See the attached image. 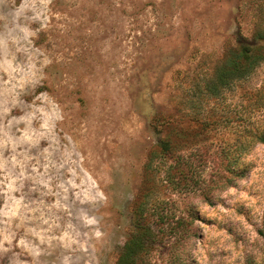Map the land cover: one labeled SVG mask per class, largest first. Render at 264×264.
<instances>
[{"label": "rangeland", "instance_id": "1", "mask_svg": "<svg viewBox=\"0 0 264 264\" xmlns=\"http://www.w3.org/2000/svg\"><path fill=\"white\" fill-rule=\"evenodd\" d=\"M257 30L264 0H0V264H264Z\"/></svg>", "mask_w": 264, "mask_h": 264}, {"label": "trees", "instance_id": "2", "mask_svg": "<svg viewBox=\"0 0 264 264\" xmlns=\"http://www.w3.org/2000/svg\"><path fill=\"white\" fill-rule=\"evenodd\" d=\"M255 34L256 39L264 40V30H257ZM251 46H245L240 48L232 57L227 59L223 65L217 70V79L221 84L227 83L229 77L236 79L243 77L247 74L255 64L256 53ZM164 142L161 143L160 147L164 146ZM139 249V241L137 240L132 248H126L120 257V260L124 261L130 258L133 252Z\"/></svg>", "mask_w": 264, "mask_h": 264}]
</instances>
